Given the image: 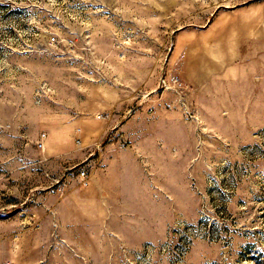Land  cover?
<instances>
[{"label":"rangeland","instance_id":"rangeland-1","mask_svg":"<svg viewBox=\"0 0 264 264\" xmlns=\"http://www.w3.org/2000/svg\"><path fill=\"white\" fill-rule=\"evenodd\" d=\"M0 264H264V0H0Z\"/></svg>","mask_w":264,"mask_h":264},{"label":"built area","instance_id":"built-area-1","mask_svg":"<svg viewBox=\"0 0 264 264\" xmlns=\"http://www.w3.org/2000/svg\"><path fill=\"white\" fill-rule=\"evenodd\" d=\"M43 146H44V143L43 142L39 143V147L40 148H42ZM81 176L85 179L86 178V172L82 171L81 172Z\"/></svg>","mask_w":264,"mask_h":264}]
</instances>
